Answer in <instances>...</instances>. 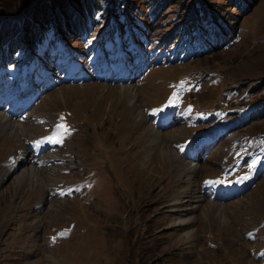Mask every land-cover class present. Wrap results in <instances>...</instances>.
Returning <instances> with one entry per match:
<instances>
[{
  "label": "rangeland",
  "instance_id": "1",
  "mask_svg": "<svg viewBox=\"0 0 264 264\" xmlns=\"http://www.w3.org/2000/svg\"><path fill=\"white\" fill-rule=\"evenodd\" d=\"M113 1L123 5L122 0ZM126 1L148 17V0ZM248 1L241 13L232 0H166L147 39L168 33L178 14L203 2L229 20L238 41L226 46V40L210 38L208 32L200 44L196 33L187 32L183 40L204 53L190 61L183 56L182 61L170 58L165 68L150 73L144 82L127 84L137 93L134 108L122 94L125 85L93 82L63 85L45 93L25 121L15 122L2 114L13 124H24L28 133L11 139L0 124V264H264V175L231 201H212L200 190L204 178L219 175L227 164L234 138L264 133V113L255 119L264 105L253 106L264 102V0ZM82 3L84 0H0L1 29L6 24L13 29L14 21L23 20L17 25L24 31L34 22L32 17L43 14L59 17L60 24L55 23L60 29L67 21L62 16L67 18L71 8ZM63 9L65 14L60 16ZM74 12L82 22L83 11ZM74 41L73 48L79 45ZM165 97L182 99L184 107L193 106L203 115L209 111L225 117L243 111L248 123L230 131L229 137L192 162L197 170L185 182L179 181L173 163L174 145L189 138L191 129L178 125L162 132L173 129L159 139L173 151L169 163L160 165L161 153L153 165L149 164L153 156H145L152 146L141 133L145 129L148 134L151 122L145 118L142 124V118L163 105ZM60 114L68 117L75 132L56 152L45 154L43 164L31 163L27 143L48 131L47 124L34 125L30 118L39 116L50 122ZM192 119L194 134L200 131L196 111L191 109L181 117L182 121ZM254 146L247 137L234 147L239 150L235 160H244L243 148ZM51 160L62 161L45 164ZM30 167L42 177L55 174V184L40 188L29 179L18 178ZM79 181L91 186L78 197L54 195L62 183ZM182 192L187 194L181 196ZM197 193L204 199L198 204ZM177 197L180 214L171 207ZM212 202L222 206V217L207 213L206 203ZM175 217L190 219L192 224L176 226ZM59 229H66L65 237L56 233ZM251 230L258 232L248 240L245 234Z\"/></svg>",
  "mask_w": 264,
  "mask_h": 264
},
{
  "label": "bare ground",
  "instance_id": "2",
  "mask_svg": "<svg viewBox=\"0 0 264 264\" xmlns=\"http://www.w3.org/2000/svg\"><path fill=\"white\" fill-rule=\"evenodd\" d=\"M122 89H121L122 90V94L124 95L125 100H127L129 102V104L131 106H133V108H134L135 105L138 103L137 93H136L134 87H132L131 85L130 86L125 85V86L122 87ZM141 89H142V87H141ZM132 116H134V115H132ZM137 116H138V114H136L134 117H137ZM145 118L146 117H143L142 118L143 119L142 120V124H144L146 122V119ZM0 124H2L4 130H6L8 132L9 137L11 139L14 136L15 137L16 136H19V135L20 136H23V135H26L28 133L27 129H25V127L23 126L24 124L23 125L22 124H17V123L13 124L10 121L6 120L2 114H0ZM147 129H149L148 130V134H147V132H146L145 129L142 130V133L141 134L144 137V142L147 143L148 146H152V149L149 150L150 153L149 152H146L145 153V154H147V155H145V156H147L146 158H148L149 154L151 155V158L153 156L152 159H149V160H151V162L149 164L150 165H153L155 159H157L159 161V154L160 153L162 154V159H161L162 160V163L160 165L169 163L172 160V158H174L173 151H171L169 148L163 147L162 146V143H160V140L159 139H160V137L163 134H166V135L169 134L170 135L171 132L173 131V129L171 131H168L167 133H162V132L159 133V132L155 131L154 129H152L151 126L149 128H147ZM152 132L159 133L160 135H154V134H152ZM33 139H36V138H33ZM167 150H169V151H167ZM174 152L176 153V155H175V158H174L173 163L175 164V167L178 170V177H179L178 179H179V181L185 182L186 180H192L193 173H195L196 170H197L196 166L194 164L192 165V162L191 163H187L178 154L177 151H174ZM52 175L53 176H56L55 174L51 173V174H47L46 176L42 177L40 174H37V172H35V169H33L32 167H30V168H27L26 170H22V172L20 173V175L18 176V178H21V179H24V180L25 179H29L30 181H32V183H36L37 187L43 188V187H46L49 184L50 185L55 184V178ZM187 183H189V182H187ZM190 183H191V181H190ZM186 194H187V192H184V193L182 192V195L181 196L186 195ZM65 200H67V199H65ZM65 200H62V204L65 203L64 202ZM195 200H196L195 201L196 204H198L201 201H203L204 199H203V196H201V195H199L197 193V197H196ZM173 204L175 205V206H171L172 208H174L173 210L174 211L177 210V211H175L176 214H180L181 213V211L179 210L181 208L180 198H178V197L177 198H174ZM196 207H198V205ZM53 209H49V211H52L53 213H58V211H56V209L55 210H53ZM206 211L209 214H213V215L217 214L219 217H222V212H223L222 211V206L221 205H218V203H214V202H212V203H206ZM224 217H225V215H224ZM174 219H175V222H176V226H179V227L180 226H182V227H184V226L185 227H189V225L192 224V221L190 219H181L179 217H175ZM33 264H35V263H33Z\"/></svg>",
  "mask_w": 264,
  "mask_h": 264
},
{
  "label": "trees",
  "instance_id": "3",
  "mask_svg": "<svg viewBox=\"0 0 264 264\" xmlns=\"http://www.w3.org/2000/svg\"><path fill=\"white\" fill-rule=\"evenodd\" d=\"M98 1L99 0H84V3H82L80 6L81 7H75V9H80V10H82L84 7H90V5H92V6H94V4L95 5H99L98 4ZM48 2H50V0H48ZM72 10H73V7L71 8V11H70V14H69V16H67V18L66 17H64V15L62 16V18L66 21V19H67V21H69V22H71V23H74V21H73V19H72V16H73V12H72ZM59 13V12H58ZM62 14H65L64 13V9L63 10H61L60 11V16L62 15ZM84 14V13H83ZM27 17V16H26ZM53 18H55V20H57L59 23H60V20H58L59 19V17H56V16H45V14H43L42 16H41V18H34V17H32V20L34 21L33 23L35 24L36 22H47V21H50V22H52V20H53ZM58 18V19H57ZM1 19H3V18H1ZM25 21V20H24ZM21 24H22V22H23V20H20L19 21ZM19 22H17V21H14V26H13V30H15V31H18L19 30V26L17 25ZM32 23V24H33ZM10 27V24H6V26H5V28H9ZM65 28H67L66 27V22H64V25H63V27H60V31L61 32H64V30H65ZM67 30V29H66ZM29 32L31 33L30 34V36L32 37L33 36V33L29 30Z\"/></svg>",
  "mask_w": 264,
  "mask_h": 264
},
{
  "label": "snow or ice",
  "instance_id": "4",
  "mask_svg": "<svg viewBox=\"0 0 264 264\" xmlns=\"http://www.w3.org/2000/svg\"><path fill=\"white\" fill-rule=\"evenodd\" d=\"M58 127H60L61 129H63L65 132H67V128H66L65 125L61 124V125H59ZM49 139H50V141L53 142V143H61V142H62V137L59 138V139H54V138H49ZM181 150H183V149H181ZM254 166H255V161H254L253 164L250 165L249 167L251 168V167H254ZM244 178L247 179V177H244ZM65 234H66V233H62L61 235H65Z\"/></svg>",
  "mask_w": 264,
  "mask_h": 264
}]
</instances>
